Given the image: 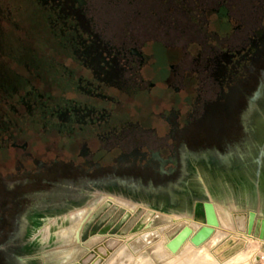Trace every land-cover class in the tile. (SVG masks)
I'll use <instances>...</instances> for the list:
<instances>
[{
  "label": "flooded vegetation",
  "instance_id": "obj_1",
  "mask_svg": "<svg viewBox=\"0 0 264 264\" xmlns=\"http://www.w3.org/2000/svg\"><path fill=\"white\" fill-rule=\"evenodd\" d=\"M34 1L52 45L14 73L22 88L0 93V180L52 189L12 222L0 216L2 264L22 260L12 243L30 216L77 203L86 184L176 205L197 194L200 163L249 183L243 171L263 156L251 119L264 99V0Z\"/></svg>",
  "mask_w": 264,
  "mask_h": 264
},
{
  "label": "rangeland",
  "instance_id": "obj_2",
  "mask_svg": "<svg viewBox=\"0 0 264 264\" xmlns=\"http://www.w3.org/2000/svg\"><path fill=\"white\" fill-rule=\"evenodd\" d=\"M41 18L42 12L34 0H0V93L12 88L14 83L22 88V78L14 73L24 72L25 64L32 67L44 63L49 54L48 48L52 43L46 35ZM154 49L157 50L156 47ZM158 53L155 63L163 66L166 57L161 52ZM13 60L14 68L8 70V65ZM262 65L263 63L256 67V79L260 76L259 66ZM7 81L9 82L6 83ZM251 124L254 128L253 136L259 141L263 151L258 166L251 172L243 171L245 179L250 178L251 182L246 184L236 171H224L217 166L210 170L200 163L193 166L196 177L190 183L197 194L181 198L176 205L168 199L144 195L134 197L120 188L92 187L86 184L84 194L76 197L77 203H62L59 210L54 205L47 213L46 220L40 219L38 214L28 218L30 230L18 235L12 243L22 257L19 264H252L260 250L256 251L253 245L243 242L237 248H230L234 242L228 244L230 240L227 241L235 230L229 210L238 205L232 200L229 203L226 199L220 200L222 191L225 193L238 189L246 192L250 185L263 198L264 207V185L259 182L264 173V99L257 104ZM0 155H3L1 150ZM199 176L203 177L206 185ZM12 185L13 182L0 180V216L4 222H12L23 206L40 199L37 194L52 189L39 182H27L10 192L7 186ZM58 190L61 192V186ZM196 200H210L218 221L213 233L198 245L191 242V236L206 223L200 213L193 211ZM78 210L88 213L76 224L74 235L68 241L67 237L57 238L55 231L62 226L73 225L75 222L71 216ZM220 216L225 217L227 222L225 219L220 220ZM242 222L243 218L239 223L241 227L244 226ZM186 225L192 227L194 233L175 252L164 250V243L170 241ZM49 226L51 230L46 238L39 228ZM105 226L108 230L103 233L101 230ZM12 229V226L6 229L5 236ZM43 237L46 240L42 241ZM2 261L0 252V264Z\"/></svg>",
  "mask_w": 264,
  "mask_h": 264
},
{
  "label": "crops",
  "instance_id": "obj_3",
  "mask_svg": "<svg viewBox=\"0 0 264 264\" xmlns=\"http://www.w3.org/2000/svg\"><path fill=\"white\" fill-rule=\"evenodd\" d=\"M249 182H251L250 178ZM253 190L254 189L251 186L247 193L239 190H233L232 192L226 191L225 193L222 191L220 200L226 199L228 203L229 200H232L235 205H238L229 210L230 220L235 226L234 234L229 235L227 239V241L230 240L228 244H230V242H234L230 248H237L238 245L243 242L253 245L255 247L254 250L256 251L264 249V240L260 238V234L262 232L264 234L263 198ZM249 210H254L257 214L252 235H248L246 230ZM241 218H243L244 222L243 227L239 225ZM252 264H262L258 260L257 254L255 260H252Z\"/></svg>",
  "mask_w": 264,
  "mask_h": 264
},
{
  "label": "bare ground",
  "instance_id": "obj_4",
  "mask_svg": "<svg viewBox=\"0 0 264 264\" xmlns=\"http://www.w3.org/2000/svg\"><path fill=\"white\" fill-rule=\"evenodd\" d=\"M208 192V191H207ZM210 194V193H209ZM210 196V195H209ZM112 199V198H110ZM125 203V202H124ZM124 203H120V204H124ZM126 204V203H125ZM135 206V205H134ZM195 212L196 213H200V216L202 215V218H204V222L206 223L205 225V228L204 230L200 231L199 233L193 231V228L192 227H189L188 225H186L184 228H182L174 237H172L170 239V241H167L164 243V250L168 251V252H175L176 249L180 246V244L183 243L184 240H186L191 234H193L191 236V242L192 243H198L200 242L202 239H204L210 232V230L215 227V226H218V221H217V218H216V215H215V211H214V205L213 203L210 201V200H206V201H203L201 204L199 202H197L195 205ZM153 207V206H152ZM216 207V205H215ZM127 208V207H126ZM84 209V208H83ZM129 209V208H128ZM218 209V207L216 208ZM132 210V209H131ZM133 210H135L133 208ZM149 210V209H148ZM152 210V209H151ZM219 210V209H218ZM217 211V213H219ZM153 211V210H152ZM87 212V211H86ZM85 210H78L76 212H74L71 216V218L73 219V221L75 222L73 225H70V226H62L60 227V229H58L57 231H55V234L57 236V238L60 236V238L62 237H67V240L68 241L70 239V237L72 235H74V232H75V229H76V224L78 223V221L80 220V218L83 217L84 214H86ZM88 213V212H87ZM151 213V212H150ZM149 215V214H148ZM197 215V214H196ZM220 215V214H218ZM239 215V214H238ZM40 216V215H39ZM150 216V215H149ZM223 216V215H222ZM70 218V217H69ZM220 220L224 221L223 219H225V217H219ZM226 220V219H225ZM48 221V220H47ZM51 222V221H50ZM70 222V221H69ZM193 222V221H192ZM227 222V220H226ZM53 223V222H52ZM55 223V221H54ZM80 223V222H79ZM148 223V222H147ZM225 223V222H224ZM223 223V224H224ZM229 223V221H228ZM243 223V222H242ZM138 224V223H137ZM194 224V223H193ZM62 225V224H61ZM192 225V224H191ZM246 225V224H245ZM79 226V224H78ZM137 226V225H136ZM243 226V225H242ZM242 229V228H241ZM39 230H42V233L44 235H46V238H47V235L48 233L50 232L51 230V226L45 228V227H40ZM108 230V227H104L101 232H106ZM41 233V231H40ZM148 234H146V237H147ZM41 238V237H40ZM69 238V239H68ZM145 238V237H144ZM164 238V237H163ZM45 238L43 237L42 238V241L44 240ZM64 239V238H62ZM46 240V239H45ZM64 241V240H63ZM155 244V243H154ZM199 247L202 248L201 245H199ZM206 248V247H205ZM206 252V251H205ZM199 253V252H198ZM204 251L201 253V255H203ZM209 255V254H208ZM63 259V258H62Z\"/></svg>",
  "mask_w": 264,
  "mask_h": 264
},
{
  "label": "water",
  "instance_id": "obj_5",
  "mask_svg": "<svg viewBox=\"0 0 264 264\" xmlns=\"http://www.w3.org/2000/svg\"><path fill=\"white\" fill-rule=\"evenodd\" d=\"M256 216H257V214H256V212L254 210H249L248 211L247 228H246L248 235H252V233H253L254 225H255V222H256ZM204 228H205V225H203L197 231V233H199L200 231L204 230ZM213 231H214V227L210 230L209 234L204 239H202L200 242L195 243V244L198 245V244L202 243L204 240H206L213 233ZM260 238L264 240L263 232L260 234Z\"/></svg>",
  "mask_w": 264,
  "mask_h": 264
},
{
  "label": "built area",
  "instance_id": "obj_6",
  "mask_svg": "<svg viewBox=\"0 0 264 264\" xmlns=\"http://www.w3.org/2000/svg\"><path fill=\"white\" fill-rule=\"evenodd\" d=\"M257 256L259 261L264 264V249H261L260 253H258Z\"/></svg>",
  "mask_w": 264,
  "mask_h": 264
}]
</instances>
